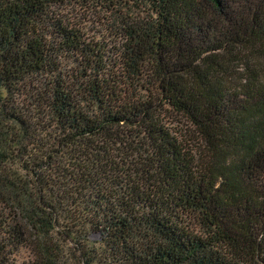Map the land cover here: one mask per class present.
<instances>
[{
	"label": "trees",
	"instance_id": "16d2710c",
	"mask_svg": "<svg viewBox=\"0 0 264 264\" xmlns=\"http://www.w3.org/2000/svg\"><path fill=\"white\" fill-rule=\"evenodd\" d=\"M138 1L0 0V264H264V0Z\"/></svg>",
	"mask_w": 264,
	"mask_h": 264
},
{
	"label": "rangeland",
	"instance_id": "374dc122",
	"mask_svg": "<svg viewBox=\"0 0 264 264\" xmlns=\"http://www.w3.org/2000/svg\"><path fill=\"white\" fill-rule=\"evenodd\" d=\"M116 1L118 4L120 3V5L123 6V10L120 12L121 16L127 17L130 22H140L142 20H146L150 14L148 8H146L138 0ZM103 12L104 11L97 7L73 6L70 7L68 16L75 22H81L84 25L85 28L82 31L86 37L97 38L101 35H106V33H104L102 20L106 19L108 15L106 16ZM256 64L259 66V69L264 71V63ZM245 68V63H235L231 69L233 77L231 74H229V76L226 74L223 77L226 85H234L235 81L231 82V80L234 78L238 79L239 76L244 73ZM160 119L174 138L185 144L187 148H191L193 150V158L197 161L200 156L197 145L198 140L190 125L174 112H162ZM5 258L7 260V264H32L31 254L25 248L16 249L15 251L13 249L8 250L5 254Z\"/></svg>",
	"mask_w": 264,
	"mask_h": 264
}]
</instances>
